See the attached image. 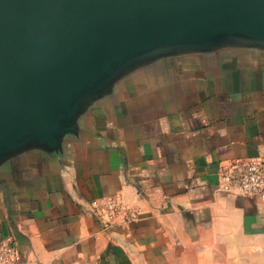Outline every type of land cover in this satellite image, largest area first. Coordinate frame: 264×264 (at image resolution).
<instances>
[{
  "label": "crops",
  "instance_id": "0c3cea01",
  "mask_svg": "<svg viewBox=\"0 0 264 264\" xmlns=\"http://www.w3.org/2000/svg\"><path fill=\"white\" fill-rule=\"evenodd\" d=\"M63 149L0 166V243L25 264H179L221 241L264 237V199L220 175L264 158V50L165 57L93 102ZM137 217L104 229L94 203ZM233 243V242H232Z\"/></svg>",
  "mask_w": 264,
  "mask_h": 264
},
{
  "label": "water",
  "instance_id": "95a60500",
  "mask_svg": "<svg viewBox=\"0 0 264 264\" xmlns=\"http://www.w3.org/2000/svg\"><path fill=\"white\" fill-rule=\"evenodd\" d=\"M228 47L264 50V0H0V166L61 151L133 71Z\"/></svg>",
  "mask_w": 264,
  "mask_h": 264
},
{
  "label": "built area",
  "instance_id": "2783aa9c",
  "mask_svg": "<svg viewBox=\"0 0 264 264\" xmlns=\"http://www.w3.org/2000/svg\"><path fill=\"white\" fill-rule=\"evenodd\" d=\"M222 184L231 192L248 196L261 195L264 199V158L235 161L220 175ZM94 214L104 229L125 224L137 215L133 208L117 198H105L94 203ZM0 264H25L15 239L6 237L0 243Z\"/></svg>",
  "mask_w": 264,
  "mask_h": 264
},
{
  "label": "rangeland",
  "instance_id": "374dc122",
  "mask_svg": "<svg viewBox=\"0 0 264 264\" xmlns=\"http://www.w3.org/2000/svg\"><path fill=\"white\" fill-rule=\"evenodd\" d=\"M190 259L193 262L179 264H264V237L221 241L220 246L211 247L205 255L195 251Z\"/></svg>",
  "mask_w": 264,
  "mask_h": 264
}]
</instances>
